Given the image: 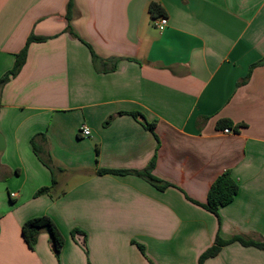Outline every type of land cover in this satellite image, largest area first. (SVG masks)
I'll return each instance as SVG.
<instances>
[{"label":"crops","instance_id":"crops-1","mask_svg":"<svg viewBox=\"0 0 264 264\" xmlns=\"http://www.w3.org/2000/svg\"><path fill=\"white\" fill-rule=\"evenodd\" d=\"M68 1L0 0V78L31 36L44 39L0 88V264H198L217 235L264 243V65L242 83L264 59V0H73L69 22ZM119 112L141 113L154 135L126 114L103 127ZM220 120L244 127L223 134ZM33 138L56 169L55 200L34 197L52 174ZM154 156L162 192L97 173L141 171ZM225 172L238 193L215 216L200 205ZM40 216L64 238L58 258L45 232L33 250L22 238ZM204 264H264V252L233 242Z\"/></svg>","mask_w":264,"mask_h":264},{"label":"trees","instance_id":"trees-1","mask_svg":"<svg viewBox=\"0 0 264 264\" xmlns=\"http://www.w3.org/2000/svg\"><path fill=\"white\" fill-rule=\"evenodd\" d=\"M73 0H69L66 6V20L69 22L72 17V11H73ZM148 13L153 19L165 17L166 13L164 9L161 7L160 4L152 2L149 7H148ZM67 30L71 32V34L74 37H77L70 28V25H68ZM43 38H37L31 36L27 40V44L25 48L16 55L15 62L13 65V68L6 73L3 77L0 78V88L2 85H4L10 77H14L17 75V73L20 71L21 67L25 63V58H26V49L27 46L31 42H41L43 41ZM92 58L93 62L97 61V57L92 53ZM260 65H264V59L258 62L257 64L251 66L249 73L247 77L242 81V83H246L250 77L251 71ZM114 68L112 67L111 70ZM126 114L131 116L135 121H137L143 128L146 130L150 131L154 135V128H155V123H149L145 117L139 113V112H119L115 115L110 116L107 120L103 122V127L108 126L111 121L114 119L115 116L117 115H122ZM244 127L243 124H233L229 120H220L216 124V128L220 130L224 129H230L234 133H237L240 128ZM39 138L40 141H45L46 138L44 135L40 134L36 136ZM35 137V138H36ZM35 138L31 140V146L34 154L37 156V158L41 161V163L46 166L52 174V184L50 187L46 188H41L38 190L35 194L34 197H39L41 195H48L51 199L55 200L59 198L60 196L55 195V187H56V181L54 179V171L56 170L51 166V159L50 155L43 149L42 146L38 145L35 142ZM44 156V157H43ZM155 165V156L151 159L149 164L146 166L145 169L141 171H115V170H99L97 173L98 174H115V175H135L139 178H142L149 184H151L153 187H155L158 191H164L167 187H169V184L164 183L157 178H155L152 175V171L154 169ZM57 171L63 172V169H59ZM238 193V186L236 182L231 178L230 173L225 172L219 177L215 179V181L211 184L207 195H206V201L204 204H201L200 206L204 208L206 211L210 212L211 214L218 216V210L221 207L229 205L235 196ZM41 232H45L49 236L50 244L55 247L56 253L55 256L58 258L59 252L61 248L64 245V238L59 232L58 228L54 224V222L47 216H40V217H34L31 219L26 220L22 226H21V235L22 238L27 245V247L30 250H33L36 243H37V238ZM71 236L75 243H77L85 253H87V246H86V237L85 234L80 232L79 230H73L71 232ZM80 236L82 237V240L79 242L76 237ZM233 242H238L240 245L245 246V247H254L257 248L258 250H261L264 252V243H255V242H249V241H244L239 237H234L230 240H223L219 235L215 237V240L213 242V245L206 249L203 253L198 258V264H204L206 260L215 258L222 247L233 243ZM140 253L143 256L145 255V250L144 247L140 244L134 243ZM149 264H153L151 261H148Z\"/></svg>","mask_w":264,"mask_h":264},{"label":"built area","instance_id":"built-area-1","mask_svg":"<svg viewBox=\"0 0 264 264\" xmlns=\"http://www.w3.org/2000/svg\"><path fill=\"white\" fill-rule=\"evenodd\" d=\"M154 25L159 31H162L167 26V20L164 17L157 18L154 22ZM80 133L84 137H87L90 135V131L86 126L80 127ZM231 133H233V131L230 129L223 130V134H231ZM15 196H16L15 194H11V197H15Z\"/></svg>","mask_w":264,"mask_h":264},{"label":"water","instance_id":"water-1","mask_svg":"<svg viewBox=\"0 0 264 264\" xmlns=\"http://www.w3.org/2000/svg\"><path fill=\"white\" fill-rule=\"evenodd\" d=\"M3 149H4V140H3V137L0 134V151H2ZM76 239L79 242L81 241V239H79L78 237H76ZM51 249H52L53 253H56L55 247L53 245L51 246Z\"/></svg>","mask_w":264,"mask_h":264},{"label":"rangeland","instance_id":"rangeland-1","mask_svg":"<svg viewBox=\"0 0 264 264\" xmlns=\"http://www.w3.org/2000/svg\"><path fill=\"white\" fill-rule=\"evenodd\" d=\"M52 246V245H51ZM51 246H50V248H51ZM51 251H52V249H51ZM53 252V251H52Z\"/></svg>","mask_w":264,"mask_h":264}]
</instances>
